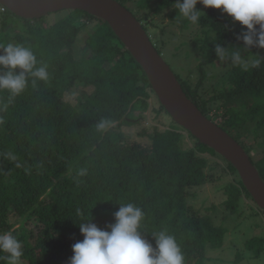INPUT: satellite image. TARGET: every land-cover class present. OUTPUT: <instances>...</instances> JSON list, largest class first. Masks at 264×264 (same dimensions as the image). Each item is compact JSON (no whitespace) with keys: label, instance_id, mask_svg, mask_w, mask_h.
Segmentation results:
<instances>
[{"label":"trees","instance_id":"16d2710c","mask_svg":"<svg viewBox=\"0 0 264 264\" xmlns=\"http://www.w3.org/2000/svg\"><path fill=\"white\" fill-rule=\"evenodd\" d=\"M122 1L132 2V9ZM119 3L147 34L151 18L166 10L171 22L193 26L197 33L191 46L207 55L193 71L196 81L171 70L199 111L245 150L264 182V64L247 71L232 67L223 75L220 89L216 83L205 85L215 79L207 69L220 59L215 53L217 45L240 50L245 57L258 54L264 58V49H247L237 39L241 26L213 9H207L198 25H193L173 8L175 0ZM201 7L197 5L200 11ZM1 8L0 43L30 47L49 71V79L37 80L35 85V78L27 76L20 95L0 91V232H11L21 242L19 264H68L72 245L83 239L78 227L84 222L81 217H90L97 227L107 229L119 206L127 202L145 214L144 238L154 245L152 233L166 230L180 245L185 264H239L262 258L264 236L247 239L244 251L235 246L230 261L210 255L230 246L225 239L227 229L213 221L211 213L216 207L210 205L206 214L194 209L205 185L227 175L231 180L221 191L229 214L236 218L244 213L246 200L251 204L245 206L249 210L246 218L261 215L264 220V212L235 168L165 112L147 76L106 22L73 10L46 25V16L23 19ZM16 21L24 22L19 32L12 24ZM88 24L81 48L84 54L79 56L77 39ZM150 40L164 54L166 45ZM6 71L0 67V74ZM78 85L90 90L83 91L74 106L64 97ZM152 98L153 122L161 116L170 120L163 123L168 124L163 129L154 127L150 133L143 129L141 135L149 141L143 145L127 138L121 128L138 124L150 110ZM133 113L137 114L135 121L130 119ZM101 122H105L103 130L98 127ZM183 132L192 145L185 142ZM207 156L220 163L210 162ZM218 169L223 175H217ZM11 210L24 229L20 235L9 221ZM31 224L34 229L26 228ZM0 264H9L8 254L0 253Z\"/></svg>","mask_w":264,"mask_h":264},{"label":"clouds","instance_id":"9594fccd","mask_svg":"<svg viewBox=\"0 0 264 264\" xmlns=\"http://www.w3.org/2000/svg\"><path fill=\"white\" fill-rule=\"evenodd\" d=\"M220 10L243 31L237 37L247 48L264 49V0H175L172 5L179 16L190 24L198 25L205 13L197 9ZM215 53L221 60L228 59L234 66L247 71L264 64V58L253 54L245 57L240 50H229L219 45ZM162 56V55H161ZM163 58V57H162ZM164 60V59H163ZM0 91L20 95L27 86V76L36 81L49 79L48 65L40 63L30 47L23 44L0 43ZM105 128V122L98 125ZM79 216V214H78ZM79 232L83 239L72 245L68 264H185V257L176 238L166 230L152 233L153 245L141 234L145 220L143 210L132 202L122 203L114 213V223L107 229L97 227L91 218H83ZM0 253L8 254L9 264H18L22 244L11 232H0Z\"/></svg>","mask_w":264,"mask_h":264},{"label":"water","instance_id":"95a60500","mask_svg":"<svg viewBox=\"0 0 264 264\" xmlns=\"http://www.w3.org/2000/svg\"><path fill=\"white\" fill-rule=\"evenodd\" d=\"M19 18L39 19L59 11H82L106 22L141 67L165 112L237 171L254 203L264 212V182L245 150L206 118L186 96L169 65L156 51L140 22L116 0H0Z\"/></svg>","mask_w":264,"mask_h":264},{"label":"rangeland","instance_id":"374dc122","mask_svg":"<svg viewBox=\"0 0 264 264\" xmlns=\"http://www.w3.org/2000/svg\"><path fill=\"white\" fill-rule=\"evenodd\" d=\"M120 2V0H117ZM158 0H154L156 2ZM161 1V0H160ZM123 2V1H122ZM123 4L127 8L132 9V2H127ZM207 9H204L201 7V11L206 13ZM218 15L222 16L220 10H214ZM69 11H59L56 13H52L44 17L46 25H51L63 17H65L68 14ZM170 11L166 10L161 15H154L148 23V35L151 39L156 40L159 44H165L164 47V54L162 53L163 59L166 61V63L170 66V68L177 74L180 75L182 78L188 77L192 82L196 81L197 75H192L194 69H196V66L198 63L206 58L205 52L201 50V48H193L191 44H193L192 39L196 36L197 32L193 31V26L189 25V27H181L180 22H171L168 18V13ZM180 20L181 18H177ZM176 23V24H175ZM12 24H16V32L20 31V28L24 25V22L16 21L12 22ZM166 25V26H164ZM90 27V24L87 25V28ZM90 28L83 31L82 34L79 35L77 39V47L76 51L80 55L84 54L83 50V34L89 32ZM197 31V30H196ZM82 48V50H81ZM232 67H235L231 64L230 61L221 60L219 59L216 61L214 65H211L207 69V73L213 74L215 77L212 81L205 82V85L214 84L218 89L221 88V79L224 77L223 75L225 72H227ZM187 79V78H184ZM210 83V84H209ZM211 91H215V89L209 87ZM90 87H81L76 86L72 89V91L65 95V100L71 103L72 105H77V97L83 92L87 91L89 92ZM150 110L148 112H145L142 115V118L139 120L138 124L133 123L131 126H123L121 128L124 135L136 142H139L143 145L148 144V138L141 135V131L143 129H146L148 133L152 132V129L154 127H157L158 129L165 128L168 124L164 125L163 123H169V118L165 119L163 116L157 121L156 123L153 122V112L151 111V108L153 106V98L150 100ZM219 109L218 111H220ZM221 113V112H219ZM165 115V113H164ZM137 114L133 113L130 115V119L132 121H135ZM167 121V122H164ZM183 136L186 143H189L192 145V141L185 132H183ZM209 161H216L220 163V160L217 158H211L210 156H207ZM217 175H223L222 170H217ZM231 180L230 177L227 175L222 176L219 181L208 184L207 186H204L203 190L199 191V197L194 201L193 206L196 211H200L201 213H208L205 211L210 205H213L216 207V211L212 212V218L215 224L218 226H223L227 229L228 233L225 237L228 247L225 251H215L212 252L210 255L213 257H219L222 258L225 261H230L233 259L232 255V249L237 246L238 249L244 251L243 243L251 237L254 236H264V220L261 215L255 217V218H246L247 215H249V210L245 208L247 205H251L249 201H245V204L242 206V209L245 210L244 213L236 215H230L229 211L226 210L225 206L223 205L224 200V194L221 191L222 187ZM217 188V189H215ZM206 200V202H204ZM204 202V203H203ZM255 220V221H254ZM9 221L14 224V229L17 231L18 235L24 231V229L20 228V221L16 222V218L14 217V213L11 210L10 211V217ZM255 223H258V225L255 227ZM26 228L34 229V226L29 225ZM220 252V253H219ZM264 262V255L259 260H253V259H245L239 264H263ZM19 264V262H18ZM233 264V263H231Z\"/></svg>","mask_w":264,"mask_h":264},{"label":"built area","instance_id":"2783aa9c","mask_svg":"<svg viewBox=\"0 0 264 264\" xmlns=\"http://www.w3.org/2000/svg\"><path fill=\"white\" fill-rule=\"evenodd\" d=\"M3 8H5V7H3ZM3 8H1V11H4V9Z\"/></svg>","mask_w":264,"mask_h":264}]
</instances>
